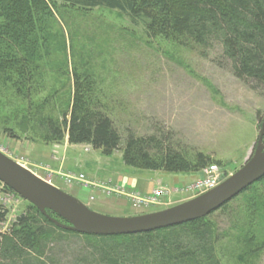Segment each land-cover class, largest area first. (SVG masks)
<instances>
[{
  "label": "rangeland",
  "instance_id": "obj_1",
  "mask_svg": "<svg viewBox=\"0 0 264 264\" xmlns=\"http://www.w3.org/2000/svg\"><path fill=\"white\" fill-rule=\"evenodd\" d=\"M57 5L62 4L59 1ZM220 53L217 45L203 53L199 48L179 47L160 37L149 40L143 22L133 24L117 10L95 8L85 14L62 8L52 23L47 47L39 49L33 59L37 78L31 86L40 89L32 99L33 108L15 93L11 84L0 83V151L14 161L27 163L45 180L54 183L58 177L64 182L58 174L68 172L55 174L48 163L42 162L40 151L46 144L30 132V119L37 108L43 109L44 114L61 117L73 94L71 74L78 71L94 79L97 89L112 108V117L120 130L130 127L138 135L152 134L159 128L171 130L182 146L199 150L220 162L216 165L219 181L223 182L256 150L264 120V94L262 89H254L253 85L235 78L229 66L220 65L217 62ZM81 149L67 154L70 166L84 172L75 174H83L88 180L92 179L87 175L94 176L92 181L98 185L106 184L107 180H104L111 172L125 169L122 151L104 156L92 147L90 152ZM86 163L90 164L87 166ZM40 165L44 168H39ZM153 173L161 179L165 175ZM174 175L187 179L164 180V184L148 194L136 190L142 196L152 195L156 189L165 191L160 205L148 209L133 206L136 213L161 211L198 197L187 190L202 178L203 169L195 174ZM65 184L100 191L84 184ZM56 186L73 196L68 187L59 183ZM254 188L231 203L238 217L233 223L221 214L217 216L220 231L227 234V239L218 247L222 264H264V250L256 255L250 252L264 241L263 206L257 209L252 222V210L249 205L246 207L255 194L264 196V182ZM75 197L88 203L95 212L120 217L118 211L98 209L94 193L90 196L79 193ZM28 203L15 192L0 190V205L8 210L7 221L1 224L0 233L9 230L17 216L25 212ZM251 232L256 239L253 245L247 241ZM83 244L79 239L56 242L51 245L53 254L47 252L46 257H53L61 264L71 260Z\"/></svg>",
  "mask_w": 264,
  "mask_h": 264
},
{
  "label": "trees",
  "instance_id": "obj_2",
  "mask_svg": "<svg viewBox=\"0 0 264 264\" xmlns=\"http://www.w3.org/2000/svg\"><path fill=\"white\" fill-rule=\"evenodd\" d=\"M62 8L85 14L95 8L117 10L133 24L143 22L149 40L160 37L203 53L217 45L221 50L217 62L264 94V0H0V83L11 84L29 107L40 90L31 86L37 78L33 59L39 49L47 47L52 23ZM71 77L73 94L61 117L44 114L39 107L30 119V132L46 145L68 139L69 144L89 145L104 156L122 151L124 165L143 172L195 174L209 165H220L209 155L182 146L171 130L159 128L147 135H138L130 127L120 130L94 79L78 71ZM263 182L264 177L208 217L125 236H88L63 230L28 203L9 230L0 233V264H60L46 254L53 252L52 244L72 239L84 244L61 264H222L218 247L227 234L220 231L217 216L233 223L238 217L231 203ZM2 186L0 182V190L13 192ZM255 195L246 204L252 210L251 222L260 205L264 209V196ZM47 214L67 224L55 213ZM7 215L8 210L0 205V228ZM251 234L249 245L256 241ZM262 250L264 241L250 252L256 255Z\"/></svg>",
  "mask_w": 264,
  "mask_h": 264
},
{
  "label": "water",
  "instance_id": "obj_3",
  "mask_svg": "<svg viewBox=\"0 0 264 264\" xmlns=\"http://www.w3.org/2000/svg\"><path fill=\"white\" fill-rule=\"evenodd\" d=\"M264 120L253 156L215 189L182 204L132 217L91 210L76 197L21 166L0 151V182L35 206L57 227L88 236L149 233L208 217L264 177ZM47 211L62 220L50 218Z\"/></svg>",
  "mask_w": 264,
  "mask_h": 264
},
{
  "label": "crops",
  "instance_id": "obj_4",
  "mask_svg": "<svg viewBox=\"0 0 264 264\" xmlns=\"http://www.w3.org/2000/svg\"><path fill=\"white\" fill-rule=\"evenodd\" d=\"M82 147L84 149L85 145H72V144H69L68 139H66L61 144L44 146L42 150L40 151V155H42L41 156L43 159L42 162L48 163L49 166L51 167V171L55 174L58 173L59 171H65V172H71V173L72 172L84 173V172L72 169L70 166L71 163L67 158V154L69 153V151H71L72 153H75L78 150H82L81 149ZM86 164L88 166V164L90 163H86ZM153 174H154L153 172L136 171L133 169H129L125 166V169L121 171L111 172L110 176H107L104 181L107 180L106 182L110 186L120 187L123 185L122 188H124L127 191H131V192L139 191L142 194H148L150 192L152 193L155 187L161 184H164L163 183L164 180L167 181L168 179H180V181H182V180L187 179L186 177L182 178L180 175L179 176L174 175V174L170 175L166 173L165 175H163V179H161V178H157L153 176ZM87 176L90 177L92 180L93 178H95L92 175H87ZM171 177H174V178H171ZM180 181L176 180V182H180ZM56 183L57 184L59 183L63 186L68 187L69 190H71V192L73 193L74 197L79 193H85V194H88V196H90L93 193L96 194V200L94 203L96 206H99L98 209L110 211V212L118 211L120 213L119 214L120 217H132V216L141 215L140 213H136V209H134L133 205L127 199V197H121L118 199L119 196H115V195L106 196L101 191H96V190L94 191L92 189L90 190V189H84L78 186L66 185L58 177L54 181L55 185H57ZM84 204L88 205V203H84ZM151 212H154V211H151Z\"/></svg>",
  "mask_w": 264,
  "mask_h": 264
},
{
  "label": "built area",
  "instance_id": "obj_5",
  "mask_svg": "<svg viewBox=\"0 0 264 264\" xmlns=\"http://www.w3.org/2000/svg\"><path fill=\"white\" fill-rule=\"evenodd\" d=\"M91 146L87 145L84 148L85 152H90ZM18 164L21 166L30 169L27 165V163H23L21 161L15 160ZM39 168L43 169L44 165L38 166ZM34 171V170H33ZM32 171V172H33ZM34 171L33 173H35ZM219 170L217 165H209L205 169H203V176L201 179L197 180L193 185H190L188 187L187 192L192 191L193 193H196L197 196L203 195L216 187H218L222 182L219 181ZM59 176H62L63 180L67 184H79V185H86L87 187H94L100 190L102 193H104L106 196H119V197H127V199L131 202V204L134 207H137L139 209H148L152 206L160 205L162 202H160V199L164 196L165 191L162 189H156L152 195H145L142 196L140 193L137 192H131L127 191L124 188L121 189L120 187L110 186L108 183L104 185H98V183H95L92 180H88L85 178L83 174H75V173H60ZM48 182L53 183L51 180H47Z\"/></svg>",
  "mask_w": 264,
  "mask_h": 264
}]
</instances>
